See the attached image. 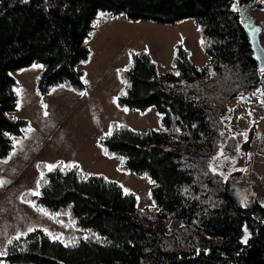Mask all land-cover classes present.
Listing matches in <instances>:
<instances>
[{"label":"trees","instance_id":"obj_1","mask_svg":"<svg viewBox=\"0 0 264 264\" xmlns=\"http://www.w3.org/2000/svg\"><path fill=\"white\" fill-rule=\"evenodd\" d=\"M99 10L160 23L192 18L208 56L199 66L178 41L176 70H160L143 48L132 49L119 68L118 105H156L163 128L140 130L113 120L100 144L120 158L121 169L151 176L156 208L139 207L134 192L102 173H85L76 161L59 160L51 170L41 161L40 193L23 198L68 213L92 233L64 243L34 228L18 240L12 236L3 258L19 264H264V204L256 198L243 203L233 181L209 167L222 144L230 155L239 148L252 153L253 132L246 139L243 132L230 134L222 143L231 101L263 85L238 0H0V158L11 154L12 135L28 125L14 114L19 83L11 71L42 63L41 93L59 85L83 91L78 63L90 58L86 40Z\"/></svg>","mask_w":264,"mask_h":264},{"label":"rangeland","instance_id":"obj_2","mask_svg":"<svg viewBox=\"0 0 264 264\" xmlns=\"http://www.w3.org/2000/svg\"><path fill=\"white\" fill-rule=\"evenodd\" d=\"M241 1L238 0V7ZM252 12L263 25L261 40L264 44V0H257ZM195 24L192 18L160 23L130 19L125 12L99 10L86 40L90 58L78 63L86 82L83 91L59 85L46 94L41 93L36 86V75L43 68L42 63L11 71L19 83L14 114L26 118L28 125L22 134L12 135L11 154L5 159L0 158V179L7 181L0 187V250H4L12 236L26 233L29 228H41L64 243L78 235L92 233V229L77 227L68 213H52L23 198L25 192L40 193L37 181L41 176V161L53 166L59 160L64 163L76 161L85 173H102L119 182L125 192H134L139 207L156 208L152 194L156 182L146 172L121 169L119 157L103 152L100 138L109 131L113 120L140 130L163 128L156 105L146 109L118 105L117 97L123 88L119 68L129 62L132 49L143 48L150 51L160 70H176L172 57L178 41L190 49L193 61L201 62L206 53L197 27L193 31ZM261 75L260 92L242 94L231 101L232 113L225 123L222 142L230 134L243 132L248 136L253 132L252 153L239 148L230 155L222 144L212 164L233 181L235 192L243 203L252 198L261 202L264 198V72ZM234 171L238 173L233 174ZM0 260L3 264H19L3 257Z\"/></svg>","mask_w":264,"mask_h":264},{"label":"water","instance_id":"obj_3","mask_svg":"<svg viewBox=\"0 0 264 264\" xmlns=\"http://www.w3.org/2000/svg\"><path fill=\"white\" fill-rule=\"evenodd\" d=\"M257 0H242L240 2L239 11L243 18V25L247 30L253 54L258 61L259 72L264 68V44L261 40L263 25L257 21L256 16L252 12V7ZM256 196V195H254ZM264 204V198L261 200Z\"/></svg>","mask_w":264,"mask_h":264},{"label":"snow or ice","instance_id":"obj_4","mask_svg":"<svg viewBox=\"0 0 264 264\" xmlns=\"http://www.w3.org/2000/svg\"><path fill=\"white\" fill-rule=\"evenodd\" d=\"M233 7L235 8L236 6L234 5ZM100 15L103 16L104 14L101 13ZM129 55L131 56V53H129ZM261 71L264 72V68H262ZM176 74L179 75V73H176ZM256 91H257V92H260V89H257ZM81 95H84V93H81ZM253 95H256V92H254ZM262 103H264V102H262ZM45 115H47L46 112H45ZM109 134H110V133H109ZM242 135L245 136V139L247 138V137H246V134H242ZM214 159H215V158H214ZM46 167L49 168V170H51L54 166H53V165H46ZM209 167L211 168V170H212L213 172L216 171V169L213 168L211 164L209 165ZM42 175H43V174H42ZM221 175H223V173H221ZM5 183H7V181H4V180L0 179V187H2ZM37 185H39V181H37ZM34 194H37V195H38L39 193H34ZM40 211H44V210H43V209H40ZM45 214H47V213L45 212ZM32 230H33V229H31V228L28 229V231H32ZM22 235H25V233H18L17 236L15 237V239L18 240V239L20 238V236H22ZM58 238H59V237H57V239H58ZM85 239H87V237H85ZM7 243H8L9 245H11V244L13 243V240H12V239H9V240L7 241ZM5 255H6V252H5L4 250H0V257H3V256H5ZM0 264H3V261H2V260H0Z\"/></svg>","mask_w":264,"mask_h":264},{"label":"crops","instance_id":"obj_5","mask_svg":"<svg viewBox=\"0 0 264 264\" xmlns=\"http://www.w3.org/2000/svg\"><path fill=\"white\" fill-rule=\"evenodd\" d=\"M196 23V22H195ZM194 27H197V29H198V26H197V24H195V26L193 25V31H194ZM199 32V31H198ZM199 35H200V33H199ZM189 49V48H188ZM190 50V49H189ZM207 59H208V56H207V54H206V56H205V58L204 59H202V61L201 62H195L197 65H199V66H201V65H203L206 61H207ZM43 69V68H42ZM42 69H41V71H42ZM41 71H39L38 73H37V75L41 72ZM36 75V76H37Z\"/></svg>","mask_w":264,"mask_h":264},{"label":"flooded vegetation","instance_id":"obj_6","mask_svg":"<svg viewBox=\"0 0 264 264\" xmlns=\"http://www.w3.org/2000/svg\"><path fill=\"white\" fill-rule=\"evenodd\" d=\"M259 200V199H258ZM260 201V200H259Z\"/></svg>","mask_w":264,"mask_h":264}]
</instances>
